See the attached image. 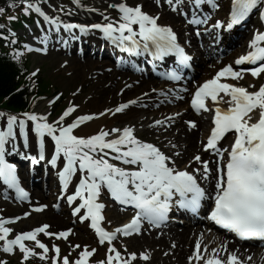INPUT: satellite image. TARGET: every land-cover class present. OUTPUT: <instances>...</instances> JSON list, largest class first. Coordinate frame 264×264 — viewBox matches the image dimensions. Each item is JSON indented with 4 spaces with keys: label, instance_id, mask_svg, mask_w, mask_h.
I'll return each instance as SVG.
<instances>
[{
    "label": "snow or ice",
    "instance_id": "1",
    "mask_svg": "<svg viewBox=\"0 0 264 264\" xmlns=\"http://www.w3.org/2000/svg\"><path fill=\"white\" fill-rule=\"evenodd\" d=\"M41 2L42 0L35 2L23 0L25 14H30L34 10L50 24L55 25L57 32L61 27L69 33L77 29L81 33L95 29L102 32L106 39L134 56L151 54L154 58L163 60L168 55L175 54L179 57L181 66H188L192 59L178 43L177 34L173 29L159 24V16L144 11L143 5L131 6L127 0H120L109 5L118 10L120 14L118 20L105 15L104 23L84 25L65 23L58 16L55 18L48 16L42 9ZM186 2L191 6L189 23L194 25L207 23L209 14L203 13L205 6H211L214 10L220 7L218 0H164L174 12L182 11ZM74 3L83 6L81 0H74ZM156 3L159 5L161 0H156ZM261 6H264V0H232L230 22L227 27L231 29L234 25L241 24L253 10ZM3 11L4 9H0V13ZM182 14L185 17L189 15L186 11H182ZM213 27L221 28L223 23L217 22ZM199 34L198 28L197 35ZM262 43H264V33L257 32L250 42V48L253 50L235 61L238 66L247 63L254 67L240 70L234 69L231 64L223 67L214 78L199 85L191 99V107L198 114L214 113L213 127L207 141H201L202 151L216 157L215 186L211 193L206 191L200 180H210L213 177V170L209 166L213 161L204 160L201 155L196 154L184 168H178L173 158L182 155L178 145L169 142V146L176 149L172 155H169L155 143L140 139L136 135L135 126L101 129L96 134L85 137L75 134V130L96 117L79 115L66 123V118L76 112V105L69 106L53 122L48 120L47 115H39L35 112H25L22 118L0 112V121L5 122L0 126V177L4 182L15 188L21 196H26L16 175V166L8 163L5 155L6 146L17 137V127L19 133L24 136V146L28 147L29 122H32L33 130L39 139V159H45V137H50L55 145V154L50 159V164L56 166L63 157L64 164L60 178L64 190L68 189L77 173H80L75 191L67 197V200L70 204L79 201L73 210L74 215L81 222H90V227L97 233L100 245L108 244L105 258L94 261L92 257L97 249H90L89 245L71 244L69 236L72 234V229L58 233L50 232L51 226L43 224L10 239L13 229L6 225L14 221L0 218V241L4 242L3 251L15 254L18 248L23 254L24 264L32 257H38L43 261L51 260L52 264H133L138 259V254L127 253L126 246L124 252H121L114 242L121 236L142 234L145 221L157 227L163 224L168 219L174 201L178 208L196 213L201 209L203 201L212 200L213 206L207 217L209 220L242 240H264V84L255 91H249V88L256 86L250 84L246 88L222 82V78L241 80L245 72L259 79L261 74H264ZM163 75L172 81L183 79L180 68H173ZM161 95L167 96V93L161 92ZM209 101L212 107L209 106ZM136 103L137 101L133 100L121 104L115 109V113L123 112L130 104ZM222 104L228 107H221ZM106 111L112 112L111 109ZM180 115V113L175 114L176 117ZM174 120L175 117H166L164 120L154 121L153 126L171 127ZM186 123L190 129L197 128L196 121ZM229 133L234 135V142L230 148L221 147V141ZM226 154L227 159H225ZM194 163L199 164L200 167L193 168ZM105 189L120 205L130 206L136 210L130 222L111 231L103 226L106 220L103 214L106 204L99 200ZM46 207L47 205L37 207L35 211H43ZM27 215L30 213H25V216ZM42 233L48 237L69 241V253L61 256V248L55 244L50 249L46 243L38 239ZM26 241L34 242L35 246L29 247ZM202 243L203 233L195 244L193 256L188 258L189 264H192V261H196L197 264L200 261L204 264H244L235 251L228 252L226 244L213 248L209 253L208 245H204L202 250ZM37 248L41 251H36ZM74 250H79L77 256L70 259L71 251ZM50 251L54 255L49 256ZM222 251L227 255V260L221 258ZM139 258L148 261L151 257L149 253L144 252L139 254ZM247 259L250 260L251 257ZM0 264H8V262L0 260Z\"/></svg>",
    "mask_w": 264,
    "mask_h": 264
},
{
    "label": "bare ground",
    "instance_id": "2",
    "mask_svg": "<svg viewBox=\"0 0 264 264\" xmlns=\"http://www.w3.org/2000/svg\"><path fill=\"white\" fill-rule=\"evenodd\" d=\"M138 4L143 5H150L147 0H140ZM97 7L99 8V11L102 15H107L112 17L113 19H119L118 15L115 16L113 14L108 4L105 3V0H100L98 2ZM151 15L159 16V23L162 25H171L174 20H179L181 17L177 15V13L172 12L171 10H160L155 11ZM97 15H91L88 13H84L82 15V19L85 20V22H88V20H91V18H96ZM55 28V26L53 27ZM63 28V27H61ZM63 34L65 33L64 30H60ZM69 33V32H68ZM80 33V32H78ZM188 39V38H187ZM193 40V39H192ZM226 42H230L231 44H237V42L233 39L226 40ZM236 42V43H235ZM247 46V43L241 44L238 48H236L232 53H230L231 56H235L238 52L242 51ZM212 48V46L203 47L200 48L202 52H205L207 49ZM229 58V57H228ZM215 59V58H214ZM203 62L201 61L200 64ZM71 66L70 68L74 71L81 69L82 66L78 64L77 61H71L69 63ZM233 65L234 69L240 70V66L236 65L235 62H229L226 65ZM91 66H100V63L95 62L94 64H91ZM85 69H87L84 66ZM203 72L204 76H207L211 73L212 67L209 64L204 65ZM108 75H104V79L107 77H110L107 81H103V79H98L96 82H91V87L89 88L88 96L89 101L86 104V107L83 106L81 110V114H86L88 110H91L89 112L90 114L94 115L96 118L93 120L87 122L86 124L82 125L75 134H79L81 136H90L93 134H96L99 132L104 126H109L110 124H114L115 121L112 120L113 114L115 112L114 108H111V102L115 98L124 99L125 94L129 93V91L136 89L133 88L134 81H130L128 84L125 80H127V77H120V73L113 71L111 74L107 73ZM244 78L241 80H233L231 78H222L223 80L229 81L236 85H244L248 82L250 84H256L259 82V79L254 78L251 76V74H243ZM118 80V81H116ZM136 80H139L138 78ZM116 81V84H115ZM123 82V87L131 85L132 88L127 89L125 93L121 94L120 87L116 88L114 86L120 85ZM141 87H144V90L146 92L152 91L156 93L158 96L161 95V92L167 91L166 87L167 84L162 83L158 84L154 81H145L144 79L140 80ZM155 89V91H153ZM143 93V92H142ZM141 93V94H142ZM140 95V94H139ZM149 98V97H147ZM132 100V99H130ZM111 109L112 112L108 113L106 110ZM189 111L188 107L181 108L179 112L177 113H183L182 117H189L187 115V112ZM100 113H106L105 115H99ZM137 113V112H136ZM156 114V117L158 119H164L166 116L172 115L173 113H170L169 109L160 110L157 113H138L137 115L140 117V122H144L145 120L151 121V117ZM197 122V128L195 130H189L185 128L182 123L183 120H174V123H172L173 128L171 131L163 130L161 127H153V130L160 132L161 137L171 142L172 144H176L179 146V150L183 151L184 156H187L192 151H198L200 148L197 145L196 141L197 138L200 135H203L204 132H207L208 129V121L204 117H197L195 119ZM76 179V178H75ZM208 186L212 187V183L209 182ZM213 188V187H212ZM54 191H58L54 188ZM37 196V195H36ZM36 200L46 201L50 200V198H46V196L35 197ZM11 210H8L6 213L8 216L10 214ZM67 212H60L58 215L51 214V212L44 213L40 216L32 217L30 220L23 222L25 225L29 227H34L36 222L44 221L51 224L53 227H59L62 222L61 220L68 224L69 220H67ZM38 217V218H37ZM37 218V219H36ZM66 221V222H65ZM78 227L81 229L82 232L84 229H86L84 226L78 225ZM28 228V227H27ZM202 228H190L187 227L186 229H171L168 233H163L161 236H157L155 233L150 238H135L132 240H135V244L133 246H145L146 248H143L145 250H148L152 253L154 257V261L158 262L160 264H188L187 258L191 256V252H194L195 244L197 243L198 239L201 236V233H203V243H202V250L204 245H208V252L210 253L213 248H218L219 246L226 244L228 252L235 251L240 258L241 261L244 262V264H264V251L262 250H250L249 252H246L243 248H238L226 241L220 236H215L213 234L207 233V231ZM81 240H76V243L79 244ZM75 244V243H74ZM170 245H175L174 248L170 247ZM194 246V247H193ZM221 258L224 259L227 255L222 251L220 253ZM248 257H251V259H247ZM203 261H200L202 263ZM204 263V262H203Z\"/></svg>",
    "mask_w": 264,
    "mask_h": 264
},
{
    "label": "rangeland",
    "instance_id": "3",
    "mask_svg": "<svg viewBox=\"0 0 264 264\" xmlns=\"http://www.w3.org/2000/svg\"><path fill=\"white\" fill-rule=\"evenodd\" d=\"M68 7H70V6L67 5V8ZM70 8H68V10H70ZM156 10H159V9H156ZM55 12H58V14H62L60 8L55 9ZM67 12L68 11H66L65 14H66V16H69L67 14ZM70 15H74L76 17L79 16L78 12L75 11L73 8L71 9ZM20 18L24 20V14L23 13H20ZM18 23H21V22L17 21L16 19H12L8 23V25L16 27L18 25ZM19 28H22V26L21 25L17 26L15 28V30H17ZM19 36L22 37L21 34H19ZM88 58H90V59H85V60L79 61L78 64L81 65L82 68L74 71L70 68L69 65L67 66L66 63H62V62H64V61L70 62V61L76 60V57H73L70 59L64 53L60 54V47L53 46V50L51 51V53L49 54L48 57H46V58L34 57L33 61H35V64H36V65L34 64L35 65L34 68L42 67L44 69V71H43L44 76L47 78V80H49L54 85L57 92L63 93V98L65 99V103H67L69 101V98H70V99H74V101L76 103L86 104V102H87L86 100L89 99L87 91L89 90V88L92 85L91 82H96V81H98V79H103V81L105 82L108 79H110V77H107L104 79L103 76L98 75V71H100L101 66H95V67L91 66V64H94L96 62L95 61L96 59L91 60V57H88ZM86 63H88L87 69L84 68ZM97 76H99V77H97ZM116 81H118V80H116ZM116 81H115V84H116ZM121 86H123V85L118 84L117 86H114V87L119 88ZM140 91H143V90L140 88ZM136 92L137 91H132V93L126 94L125 98L126 99L133 98L135 96ZM139 92H138V94H139ZM49 94L51 95V93H49ZM114 101H117V100H114ZM114 101L111 103V104H113V107H115L118 104V102L114 103ZM43 102H48V101L39 102L37 107H39V106L43 107L44 106ZM182 105L183 104L180 105V103H179L178 105H173V106L168 105L166 107L169 109L170 112L176 113L179 111V108ZM136 109L137 110H134L135 112H141V113L149 114V113H153L151 111H154V110H157L160 108H157L154 105H151V103H148L147 108H144L142 106V103H140L139 107ZM156 118H157L156 114H154L151 117V119L153 121H156ZM139 120H140V117H139ZM153 121H150V122H153ZM137 122L138 121L136 119H132V112H129L126 116L117 120V122H116L117 125L112 124L110 127H113V126L125 127V126H131V125H138V126H140V135L144 139L149 140V141H155V142L158 141L160 143V145H162L163 147L167 148L168 151H170L166 141H164L162 138H160L161 141L157 140L160 137L157 133H154V132L152 133V132H149L148 130L145 129L146 128L145 126L148 125V123L136 124ZM182 125L185 128L187 127L185 122H183ZM196 143H197V141H196ZM196 153L197 152L190 153L189 155H187L185 157L184 161H186V162L189 161L190 158ZM46 202H47V204H50L51 200L50 201L47 200ZM6 207L7 208L9 207L11 209L15 208L14 211L11 213L12 215L13 214L14 215L15 214H21L24 211L23 208L11 207L10 204L3 202V200L0 198V211L4 210ZM48 212L53 213L51 210H49ZM37 225H38V223H37ZM22 228L24 229L25 227H21V229ZM65 228H67V225H63L62 227L55 228V229H53V231H58V230L65 229ZM77 231H78V229H77ZM74 240H75V238H74ZM85 242H87V241H85ZM133 250L139 251L141 249L135 248ZM7 260H8V262L12 261V259H7ZM150 264H153V263H150ZM155 264H159V263H155Z\"/></svg>",
    "mask_w": 264,
    "mask_h": 264
},
{
    "label": "trees",
    "instance_id": "4",
    "mask_svg": "<svg viewBox=\"0 0 264 264\" xmlns=\"http://www.w3.org/2000/svg\"><path fill=\"white\" fill-rule=\"evenodd\" d=\"M20 2L23 0H0V9L8 11L11 5ZM0 18L4 19V13H0ZM20 63L22 61L9 55L8 43L0 39V107L14 111H25L29 108L30 92L29 88H23L22 77V71L26 69Z\"/></svg>",
    "mask_w": 264,
    "mask_h": 264
}]
</instances>
